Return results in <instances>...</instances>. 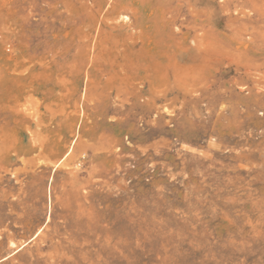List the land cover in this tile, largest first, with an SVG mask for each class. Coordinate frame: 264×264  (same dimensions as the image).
Returning <instances> with one entry per match:
<instances>
[{
  "label": "rangeland",
  "instance_id": "obj_1",
  "mask_svg": "<svg viewBox=\"0 0 264 264\" xmlns=\"http://www.w3.org/2000/svg\"><path fill=\"white\" fill-rule=\"evenodd\" d=\"M0 264H264V0H0Z\"/></svg>",
  "mask_w": 264,
  "mask_h": 264
}]
</instances>
